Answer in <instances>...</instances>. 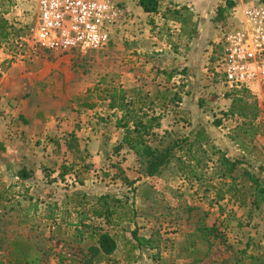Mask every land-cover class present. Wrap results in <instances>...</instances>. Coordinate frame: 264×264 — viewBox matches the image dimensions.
<instances>
[{"label":"rangeland","instance_id":"obj_1","mask_svg":"<svg viewBox=\"0 0 264 264\" xmlns=\"http://www.w3.org/2000/svg\"><path fill=\"white\" fill-rule=\"evenodd\" d=\"M159 1L158 14L142 17L127 11L128 21L106 48L78 52L36 44L32 30L38 0H0V13L19 35L0 49V131L11 148L8 155L0 150V193L9 194L0 200V260L5 264H14L5 249L16 238L50 253L48 264H56L54 253L81 261L91 243L88 234L80 239L77 231L92 223L102 224L118 245L96 264L117 263L116 253L124 258L131 249L130 235L139 237L148 227L158 249L151 253V246L143 245L149 259L162 264L160 248L171 247L180 255L172 264H193L199 257L194 253L205 255L208 249L195 232L214 225L226 242L207 237L209 255L200 264H255L249 257L264 264V205L253 206L255 196L243 176L248 170L264 179V78L243 94L257 103L259 118H225L235 91L218 74L216 50L232 13L240 20L245 8L264 0H234L224 27L212 19L227 0ZM175 11L187 19L185 24L175 21ZM202 20L210 22L205 30ZM195 45H201L195 54L204 60L188 70L185 61L192 60L187 57ZM115 90L138 101L136 108L142 105L143 113L161 117L160 128L147 138L151 146L189 139L179 143L158 190L144 182L147 176L134 152H116L126 132L117 126L122 113L109 107L108 96ZM236 136L245 145L237 144ZM221 154L241 161L233 178L217 175ZM23 167L35 178L19 179ZM66 169L71 171L61 180ZM127 169L143 186L125 176ZM105 195L123 203L110 226L93 217ZM140 196L155 205L137 201Z\"/></svg>","mask_w":264,"mask_h":264},{"label":"trees","instance_id":"obj_2","mask_svg":"<svg viewBox=\"0 0 264 264\" xmlns=\"http://www.w3.org/2000/svg\"><path fill=\"white\" fill-rule=\"evenodd\" d=\"M139 6L144 10L146 14H158L160 12V2L158 0H139ZM236 7L234 0H227L225 6H220L216 11V16L212 19V22L218 26L222 24L223 27L226 25L230 12ZM175 21L185 24L187 19L180 16V11H175ZM12 37H19L17 33H14V28L0 13V49L5 43H8ZM247 89L237 90L234 93L233 103L231 109L224 114L225 118L239 117L241 119H254L257 120L260 116L257 103H249L247 98L243 96L247 93ZM110 100V109L120 111L122 113L121 119L118 120L117 126L123 128L126 132V136L123 141L116 148V152H120L125 148L134 152L138 158V163L143 167V172L148 177H159L163 175L164 171L172 164L175 157V150L179 146V143L188 141L186 138L184 141H176L174 144L164 148H156L150 145L148 137L153 134L154 129H159L161 126V117L155 115H149L143 113V106L136 108L138 101L129 99L125 91H113L108 96ZM95 105H90L89 108H93ZM218 125L222 124V121H218ZM237 144L243 146L240 137L236 136L233 138ZM219 171L217 175L221 179L233 178L234 173L238 170L241 165V161L231 160L225 154H221L219 158ZM71 170L66 169L59 176L61 180H65V176L69 174ZM32 171L22 169L18 172L17 177L23 181L29 180L32 177ZM243 176L250 183L253 190V196H255L254 204L256 209H259L261 205H264V179L251 173L248 170H244ZM56 182V181H55ZM8 191L4 190L0 193V200H8ZM119 204V206H117ZM123 203L111 197L110 195L101 196L96 204L93 211V217L95 219L104 220L107 226L112 225L113 217L117 214L118 210L121 209ZM241 206H244L242 204ZM82 230H78V236L80 239L86 238L91 245L86 251L81 253V261L77 257L69 259L63 253H54L51 260L55 261L56 264H96L100 261L109 258L117 250V241L110 234V232L103 227L102 224H89L83 225ZM200 234L201 239L205 240V245L208 246L207 254L201 255L195 252L194 255H199L195 259L193 264H198L203 258L209 255L211 247L209 239L207 237H213L221 239L222 242H226L223 235L219 232V228L216 225L213 227H201L195 232ZM192 236L195 237L193 234ZM134 239L139 243V246L151 245V241L145 238L137 236L134 233ZM1 249V247H0ZM7 251L10 250L11 258L14 259V264H46L49 261L50 253L41 252L36 248L32 242L26 239L16 238L12 241H8ZM245 252H240V255ZM252 262L259 264L258 259L249 257ZM0 264H5L4 261L0 260ZM48 264V263H47Z\"/></svg>","mask_w":264,"mask_h":264},{"label":"built area","instance_id":"obj_3","mask_svg":"<svg viewBox=\"0 0 264 264\" xmlns=\"http://www.w3.org/2000/svg\"><path fill=\"white\" fill-rule=\"evenodd\" d=\"M127 16V9L111 0H38L32 32L36 44L49 51L101 50L114 41ZM231 16L216 50L218 74L237 91L264 78V3L245 8L240 20L237 13Z\"/></svg>","mask_w":264,"mask_h":264},{"label":"crops","instance_id":"obj_4","mask_svg":"<svg viewBox=\"0 0 264 264\" xmlns=\"http://www.w3.org/2000/svg\"><path fill=\"white\" fill-rule=\"evenodd\" d=\"M139 1V0H138ZM159 1V0H158ZM137 2V1H136ZM160 2V1H159ZM120 3L121 4H123L122 6H124L125 7V9H127V11H129L130 13H135V14H139V15H141L142 17H144V16H148V14H146L145 12H144V10L139 6V2H137V3H135V2H133V0H121L120 1ZM207 21H203L202 20V28H201V30H205L206 29V27L208 26V24L210 23V22H208V23H206ZM206 23V24H205ZM211 35H214L213 33L211 34ZM204 41V40H203ZM200 46L201 45H195V47H194V49L192 50V52H191V54H189V56L187 57V59L189 60V58L191 57V56H193L192 57V60H189V61H185V65H184V67L185 68H188V70L190 69V70H193V66H196V65H198V63H197V61L198 60H200V59H203V57H198L195 53L196 52H198V48H200ZM196 51V52H195ZM191 59V58H190ZM204 60V59H203ZM2 106V102H1V100H0V110H2L1 107ZM1 116H4L3 114H1ZM3 135L4 136H6L5 135V133L4 132H1L0 131V150H3V151H6L7 152V155H8V151L11 149L10 148V145H9V142L6 140V139H3ZM189 137H190V135H189ZM124 150H127V152L129 153V152H132V151H130L129 149H127V148H125ZM10 156V155H9ZM8 159H10V161H9V163L8 164H11V162H13V159L11 158V157H9ZM0 161L2 162V160L0 159ZM4 162V161H3ZM4 166L7 164L6 162H4V163H2ZM22 169H26V167H23ZM22 169H19L20 171L22 170ZM168 169V168H167ZM166 169V170H167ZM28 171H31V169H29V167H28V169H27ZM165 170V171H166ZM34 172V171H33ZM164 174V173H163ZM59 176V175H58ZM125 176L130 180V181H135L136 180V186H143V185H141L142 183H141V180H139V178H136V177H134L133 175H132V172L131 171H129L128 169L126 170V174H125ZM139 176V175H138ZM147 176V175H146ZM66 177V176H65ZM35 178V177H34ZM34 178H31V179H29V180H32V179H34ZM144 179V182H147L148 181V184H150L151 186H154V188H153V190H158L159 189V186H158V184H157V182L160 180V179H162V176H159V177H148L147 176V178H143ZM28 180V181H29ZM75 184H77V183H75ZM135 186V187H136ZM145 187V186H144ZM111 192V191H110ZM107 194H111V193H107ZM140 201L141 203H146V204H148V205H155V204H153V203H151V202H149L147 199H146V197H139V198H137V201ZM257 221H258V219H257ZM260 222V225H261V227H262V222L261 221H259ZM263 226H264V222H263ZM149 230H150V228L148 227V228H146V229H141L140 230V233L138 234L139 235V237H141V238H145V239H147V240H150L151 241V244H152V247H149L150 248V252L151 253H155V254H157L156 253V251L158 250L157 249V247L156 246H154V244H156L155 243V241H154V239L152 238V236L153 235H151L150 233H149ZM130 236H132L131 237V239H132V241H129L130 243L128 244L129 246H130V250H126L125 251V255H124V258H122V254H120L119 252H117L116 253V257H114L116 260H117V263H113V264H157V263H155V262H153L151 259H149V257L148 256H146L147 254H144V253H142V251H143V247L144 246H142V247H140L139 245H137V241L136 240H134L133 239V234H131ZM130 236L128 237V238H130ZM262 239H263V242H264V235L262 236ZM117 248H118V245H117ZM167 247H161L160 249H161V251L162 252H160V254H161V259H162V264H166V263H169V264H172V260H175V259H177V258H179L180 257V255H178V253H177V255H176V253L175 252H172L171 251V247H168V249H166ZM117 251V250H116ZM169 252H171V253H169ZM169 253V254H168ZM141 254H143V256H141ZM135 256H136V258H135ZM153 256V255H152ZM156 258V257H155ZM158 258V257H157ZM166 261V262H165ZM207 261H205L203 264H205ZM158 264H160V262L158 263ZM200 264V263H199Z\"/></svg>","mask_w":264,"mask_h":264}]
</instances>
